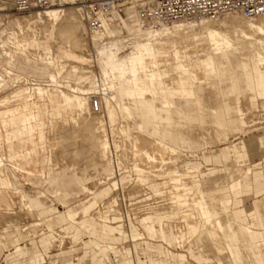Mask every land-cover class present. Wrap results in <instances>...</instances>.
Listing matches in <instances>:
<instances>
[{
    "label": "rangeland",
    "instance_id": "rangeland-1",
    "mask_svg": "<svg viewBox=\"0 0 264 264\" xmlns=\"http://www.w3.org/2000/svg\"><path fill=\"white\" fill-rule=\"evenodd\" d=\"M119 1L126 7L125 0ZM127 1V5L131 6V9L134 11L133 2L136 0ZM77 11L79 13V10ZM4 13L14 14L18 17L27 15V13L15 12L8 4L0 0V14ZM122 17L124 19L126 18L125 16ZM0 21H2L0 23V31L3 32L2 28L4 27L6 29L7 25L10 26V24L8 21L3 20L2 17ZM115 23L119 25L115 29L116 35L122 36L129 33L128 27L131 26V24L127 23V20L126 22L125 20L120 22L115 21ZM4 25H6V27ZM8 32L9 29H6L5 35H7ZM0 35H2V33ZM43 38H41L40 41H43ZM46 38H44L46 39L44 42L39 41L41 45H49L50 43L53 47V51L55 50L61 60L69 64L75 62L83 63L84 66L89 69L88 71L92 72L90 75L93 73H95V75L97 74L96 78L95 76H93V78L98 80L101 78L100 72L102 69L98 64L97 58L99 57L95 50L96 44H94L93 39L90 38L86 32V28L83 33V39L84 43H86V48L84 47L86 50H84V53L88 57L74 52L71 49L70 43L66 42L67 40L62 42L63 39H66L64 37L62 40L60 39L61 37L59 38L57 36L50 38L46 36ZM70 42L74 44V42ZM9 43H7V45H13ZM61 43H63V45H67L68 43L69 45L67 46L70 48L66 45L63 46ZM1 45L2 43L0 42V47ZM7 45H5L6 49L10 50L14 57L11 60H9L7 56L4 57V54H2L3 50L0 48V70H4V68L12 69V74H14L12 76L15 77L18 72L22 76L19 75V77L23 78L22 80L26 77L25 79H28V82L25 80L26 82L22 81L24 82H21L22 84L17 83L21 81V78L15 82V80L6 76L5 79L8 80V88L5 86L6 88L4 87V90L0 89V97L6 95L11 98V92L16 89L18 85L28 87L31 85L30 87H33L40 84L41 86L47 87L48 72L44 71L47 69H43L41 65L46 60L44 49L42 47L35 50L31 47L23 49L14 45L11 46V48L8 46V49ZM123 46L124 48L122 47L121 50H119L120 55L127 54V52L132 49L130 45L127 47H125L126 45ZM191 56L194 61L198 62L197 54L196 58L193 55ZM20 57L30 64V66L36 67L35 69L33 68L34 70H39L40 72L34 74L29 71L31 70L30 68L27 69L18 65L16 59H21ZM240 57L243 59V62H241L244 68L243 70H255L252 69V62L247 54H240ZM5 58H7L8 61H5ZM172 59L173 55L171 52H168V54L165 53L160 57V60L165 62V69L168 70L167 79L161 84L163 89L164 86H171V84L175 86L173 79L176 77V73L174 71L175 68ZM193 59H191V61ZM217 62L221 63L222 59H217ZM226 63L227 62H225V65ZM196 67H190V70L195 71L197 76L196 79L204 81V73L199 67ZM107 74L110 75V71H108ZM102 78H105V76H102ZM37 80L40 82L43 81L38 84L36 83ZM62 81L60 87L64 90L69 88L70 83L72 84L70 80L66 81V79H64ZM141 81L142 82L137 84L140 90H142V84H147L145 76L141 77ZM209 82H211L210 86L208 84L206 85V83L198 82L193 86L196 92V102L194 100H175V104L172 108L161 109L159 106L160 100L157 99L155 103L150 106L154 111L157 110L156 112H158V110H160L164 115L158 118L155 117L164 133L163 138L165 141L163 140V142L170 148L175 149L179 155L178 157L181 155L178 162L173 164L172 162L169 163V165L172 164L171 169L183 170L187 167L192 169L198 168L199 176L202 180L199 191L205 195L208 206L212 200H216V196L226 195L234 199V203H229L232 207L239 206L248 210L252 207V202L255 199L252 168L261 169L264 177V145H260L257 142V136L264 133V97H259L256 90L246 87L241 70H219L217 75L209 78ZM118 85L119 84H117L118 88L124 89V85ZM133 85H135V83ZM129 86L130 84L125 81V88ZM181 86L183 88L184 86L189 87L191 85L187 83ZM209 90L217 92L225 99L229 109L228 112L224 111V106L221 102H204L198 100L201 98L200 95L202 93ZM156 91L158 92L159 90ZM176 91L180 92V89L176 88ZM147 94L150 95L149 92ZM183 94L189 97V93L183 91ZM134 96L137 101L142 100L138 95ZM161 96L163 99L165 98L163 93ZM175 97L178 96L175 95ZM59 123L56 125L58 126L57 130L53 131L47 122V116L44 114L43 131L46 136L44 142V146L46 143L45 150L40 151L38 156L33 157V162L25 166L26 170H31L34 174H36V169L43 168L46 174V180L48 179L47 183L44 184L43 180L39 177L34 180H29L26 177L27 174L25 170L22 172L18 171L20 177L17 187L21 189L23 198L27 199L33 208V211H31L32 213L26 206H23L24 202L20 194L14 191V189L9 188L6 190L0 188V264H98L99 258L109 251L108 246L111 243H115L116 238H119V241L115 244L118 248H129V253L133 256L134 261H142L143 264H147L144 259H147L149 256L153 258L161 256L164 259V262L162 261L163 259L160 260L161 264H199L191 259L190 261H186L188 258L185 257V261L175 260L177 253H183L184 251L191 252L193 249L197 250L199 248L202 252L207 254L210 259L203 264H233L225 249L217 255L213 247L209 245V241L205 238L206 234L201 232V234L196 235V233H194L201 228L200 220L196 223L198 229L195 228L197 225L194 227V230H196H193V237H191L190 240L186 239L183 231V222L179 214L187 209H193L195 211L196 208L192 203H188L186 206H176L178 203L170 196V186L168 184H161L163 179L152 176L153 173L150 174L152 170L149 168L147 169V167L154 170L157 169L160 164L159 162L162 161L161 159L154 158L158 165L155 164L153 159H150L152 160L151 162L154 161L152 167L149 159V161L143 159V154H139L140 156L138 155L141 161L140 158L138 159L137 155L134 156L136 159L133 161L134 154H131L132 151L130 152V148L124 147V137L116 130L115 133H113L114 135H112L113 139L123 145V150H121V147V149H118V153L113 151L115 162L109 166V168L105 169L102 167L103 163L90 160V155L86 156L88 155L86 151L91 154V152L88 151L89 146L87 148V145H85L90 144L91 141L86 137L82 136L83 138L77 141V146L75 145L74 147L77 148L76 150L78 151L75 153V149H73L74 147L72 146L73 144H71L72 140H70V145L67 144L69 142L64 146L62 145L63 148L61 144L56 148H52L49 143L51 139L61 134H63L61 136H67V133H69L67 137L73 136L75 132H73L71 128L76 131L72 123L67 124L66 127L64 125L66 130L62 129L63 125ZM131 123L135 125L134 120H131ZM172 125L177 127L178 130H171L170 127ZM59 129L65 131L61 132ZM139 134L140 136H138ZM135 135L138 136L139 140V138L141 139L145 134L141 136V133L136 132ZM145 136L142 140L146 142L148 140ZM148 137L154 142L160 141L156 136L148 135ZM142 140H140L141 143L138 142V145L140 144V147L144 145V148L146 146L145 149L143 148L144 150L151 149L152 146L150 147V145L154 142L151 141V143L149 139L148 144H151L149 148H147L148 144H145L144 141L142 144ZM131 141H133V139ZM84 142L86 143L84 144ZM242 142L246 143L248 152L242 151L243 156L241 158H236L235 153L239 150ZM4 147L5 145L2 144L3 149ZM68 150L74 155H71ZM66 153L70 154V156ZM168 153H170V151H168ZM168 153L165 156L168 157ZM63 154H65V156ZM121 156L122 161L120 160L119 163H117V157ZM8 161L9 160H5V165L11 169L12 163ZM142 161L143 163H149V165L143 164L141 166H145L146 169H144L147 171L150 170V173H148L149 175L146 173L147 176L139 177L135 172L137 170H135V166L137 165L136 162H138L137 168H139ZM157 161L159 162L157 163ZM164 162L170 161L167 159L166 161L164 160ZM161 163H163V161ZM167 165L166 163L165 167ZM141 166L140 169H142ZM52 167L57 171L51 178L48 176L49 173L47 174V172ZM161 167L164 166H160V168ZM237 167L239 172L236 171ZM210 168H215V171L214 169L209 170ZM145 170H143L144 173ZM107 173L108 175H106ZM73 174L76 175L79 182L84 186L83 190L74 193L75 198L73 202L71 199L62 200L61 195L53 196L54 193L56 194L55 188L59 190L60 188L62 189V181H65ZM187 175L188 174H186L184 178ZM187 178L188 176L185 180H187ZM225 181L227 184L229 183V185L239 182L242 185L241 189L243 191L246 190V192L235 194L230 188H226L223 185ZM198 185L200 186V183H198ZM40 193H42L43 196H39ZM95 198H97L96 203L88 210L82 209L79 211L73 209L78 203L81 205H88V203ZM254 205L257 208V204L254 203ZM108 206L115 209V211L111 212L112 217H116L114 222L100 218L101 214ZM259 206L261 212L264 213V203L259 204ZM148 214L153 217L155 228L158 229L160 224H163L166 239L161 237L151 238L147 234V228L141 219L144 215ZM226 217L228 216H225L226 224L232 227V225H234L232 224L233 220L228 217V219L231 220L230 222ZM47 218H50V220ZM211 221H215L213 217ZM204 226L207 225L205 224ZM2 227L6 228V230L1 233ZM207 228L209 229L208 226ZM215 230L214 232H217ZM218 231L217 233H214L213 230L212 232L210 231L214 233L213 235H211L210 232L209 234L207 233L208 237L210 236L212 238L214 235L216 238V235L219 233V237L217 236L218 238H214L216 241L214 239L213 241L212 238L209 237L211 242L217 245L216 247L218 249H221L222 245L225 243L229 251H231V248L228 244H231L233 249L240 245L241 235L230 234L229 236H222L220 232L223 231V228ZM259 239L262 240L261 243H264V236H260ZM221 240L222 242H220ZM196 243L205 244V246H196ZM111 252L114 264H124V259L127 255L123 250L115 249ZM231 255L234 256L232 253ZM217 256L221 258V262L218 261L216 258ZM238 256L239 255H235L233 257V262L239 260ZM246 262V260L243 261L244 264Z\"/></svg>",
    "mask_w": 264,
    "mask_h": 264
},
{
    "label": "bare ground",
    "instance_id": "bare-ground-1",
    "mask_svg": "<svg viewBox=\"0 0 264 264\" xmlns=\"http://www.w3.org/2000/svg\"><path fill=\"white\" fill-rule=\"evenodd\" d=\"M127 3L128 1L125 0L126 7L124 5V14L122 15L115 13L112 17H110L109 20L106 21L102 30L91 33L87 32L86 30L90 38L93 39L94 44H96L95 50L99 57L97 58L98 64L102 69L101 72L99 71L101 76L99 80L95 79L97 74L95 75V73H93L90 75L92 72H89V69H87L83 63L75 62L69 64L58 57L55 50L53 51V47L50 43L49 45H41L40 43L42 41H40V39L43 37L46 38V36L49 38L55 36L59 38L61 37V40L64 37L66 39H63L62 42L67 40L66 42L70 43L71 49L74 52L88 57L84 53V50H86V43H84L83 39V33L86 26L80 13L79 5L75 4L73 0H61L60 3L50 8L26 12L27 15H23L21 17L9 13L0 14V18L2 17L3 20L8 21L10 24V26L7 25L6 28L9 29L7 35H5L6 29L4 27L2 28L3 32L0 31V34L2 33V35H0V42L2 43L0 48L3 50L2 54H4V57L7 56L9 60L13 59L14 57L11 51L7 50L5 47V45H7L9 42V44H13L16 47H21L23 49L31 47L35 50L42 47L46 55V60L41 65L43 69H47L44 71L48 72L47 87L41 86L39 84L40 81L38 80L36 83L39 85L37 86L30 87L31 85H29L28 87L18 85V87L11 92V97H21L32 92L39 98H45L49 104H51V110L49 111V121L50 128L53 131L57 130L58 126L56 125L59 122V124L63 125L62 129L66 130L65 127L69 123H72L76 128V131L71 128L72 131L75 132L73 136L67 137L69 136V133L66 132L67 136H61L63 135L61 134L51 139L49 142L51 147L56 148L60 144L62 147V145L64 146L67 142H69L67 144L70 145V140H72L71 144H73L72 146L74 147L75 145L77 146V141L80 138L82 139L83 137H86L91 141H89L90 144H85L86 142H84V144L87 145V148L89 146L88 151L91 152V154H89V152L86 151V153H88L86 156L90 155V160L103 163L102 167L105 169L109 168V166L115 162L113 151L118 153V149H121V147V150H123V145L125 148H130V152L132 151L131 154H134L133 157L136 155L138 157L139 154H143V159L154 160V158H159L163 161V163H167L168 165L171 162L173 164L180 160L181 155L178 157L179 155L175 149L167 146L161 139L160 141L154 142L150 137H148V134L144 132L142 127L136 123L137 103L134 100L135 88L133 84H139V82H142L141 77L145 76V81L147 84H142V91L150 93V95L148 94L147 96L150 104H154L157 99L160 100L159 104H164L166 101V98L163 99L161 96V94L165 91L161 84L165 82L167 79L166 76L168 75V70L165 69V62L163 61V63L160 60V57L163 54H168V52H171L173 55L172 63L176 69H174L176 77L173 79L175 86L171 84V87L179 88L182 94L183 91L189 93V97H194L195 87L193 86H195L197 82L206 83V85L208 84L210 86L211 82H209V78L216 75V70H243L244 68L241 63L243 62V59L240 57V54H247L250 61L252 62V69L264 70V15L248 18L245 17L240 11H232L217 17L199 16L183 18L168 24H164L158 28H152L142 24L137 19L135 10L133 11L131 6L127 5ZM77 10H79L80 15ZM122 16H125L126 18L124 19ZM122 20H125V22L127 20V23L131 24V26L128 27V34L125 35L123 33L124 35L118 36L115 34V29L119 25L118 23H115V21L120 22ZM1 22L2 21H0V23ZM4 26L6 27V25ZM44 38L42 42L47 39ZM70 41L74 42V44H71ZM61 44L63 45V43ZM13 45H7V48L8 46L11 48ZM67 45L69 44L67 43ZM123 45H126L125 47L130 45L132 49H130L131 51L129 50L127 54L120 55L119 50H121L122 47L124 48ZM196 54L198 57V62L194 61L193 57L191 56L193 55L196 58ZM7 58H5V61ZM219 58L222 59L221 63L217 62V59ZM191 59L193 60L191 61ZM16 61L21 67L27 69L30 68V71L33 73L40 72L39 70H34L36 67L34 68L30 66V64L25 62V60L22 58H17ZM225 62H227L226 65ZM196 66L199 67L204 73V81L196 79L197 76L195 71L190 70V67ZM108 71H110V75L107 74ZM12 73V69L4 68V70H0V89L8 86V80L5 79L6 76L15 80V82L20 80L22 77L21 74L17 72L15 77H18L19 79H16L14 76H12L14 75ZM19 75L21 77H19ZM93 76H95V78H93ZM102 76H105V78H102ZM25 78L24 80L21 78V81L17 83L25 81ZM64 79H66V81H72V84L70 83L67 90H64L62 87H60V83L63 82L62 80ZM26 81L28 82V79ZM125 81L126 83L130 84V86L127 88H125ZM187 83H190L191 86H184L182 88L181 85ZM117 84H119L118 86L124 85V89L118 88ZM156 90L159 91L157 92ZM52 94L54 97H52ZM92 96H95L98 100V110H95L93 107ZM7 98H9V96L4 95L0 97V103L5 102ZM10 119L14 123V129L11 133H8V138L13 144L16 152L20 153L23 146V141L18 140L17 136L18 133L24 132L25 128L23 126H17V124L23 123L26 118L22 112L17 111L11 116ZM131 120L135 121V125H132ZM62 129L59 130H61V132L65 131ZM116 130L124 137L123 142H125V144L123 143V145H121L119 142H116L113 139L112 135H114L113 133H115ZM136 132L141 133V136L142 134L147 135H144L147 137V140L149 141L150 139V142L152 141L154 143L151 144L152 142H149L151 144L150 145L148 144V141L145 142V140H142L144 136L138 140V136H140V134L136 136ZM45 139L46 136L44 138V142ZM132 139L133 141H131ZM140 140H142V144L143 141L145 144H148L147 148H149V145L150 147L152 146L151 149L144 150L146 148V146L145 148L143 147L144 145H142L141 148L139 146L140 144L138 145V142L141 143ZM73 149H75L74 153L78 151L75 147ZM168 151H170V153H168ZM167 153L169 154L168 157L165 156ZM70 154L68 155L70 156ZM63 155L65 156V154ZM121 158L122 156L117 157V163H119ZM139 158L140 157H138V159ZM134 159L136 158L134 157L133 161ZM167 159L170 162H164V160L166 161ZM5 160H9L8 156L5 153L0 152V188L6 190L9 188L14 189V191L20 194V197L24 202V205H22L24 207L26 206L30 212L33 211V208L27 199L23 198L21 189L17 187L19 185L18 179L20 174L18 171H20V167L9 160L13 167L10 169L5 165ZM143 161L140 163L139 168H137L139 163L136 162L137 165L135 166V170H137L135 172L137 176L144 177L149 175L148 173L150 172V174L153 173L152 176H157L163 179L161 184H168L170 186V196L174 201H176V203H178L176 206H186L188 203H192L195 206V211L193 209H187L179 214L181 215L180 218L183 222V228L187 240H190L191 237H193L192 234L197 233L198 230L195 229V231L194 227L197 225L196 223L198 220H200L201 226L204 228L206 227V232L208 230L211 232L213 230L214 232L215 229H217L215 231L219 232L218 230L222 228V224L219 220L211 221V213L207 207L203 193L199 191L202 180L199 176L198 168L192 169L187 167L183 170H172V164L165 167V164L161 163L162 161H157V163L159 162L162 165L159 164V167H157L155 170L147 167V169L149 168L152 170H149V172L145 170V166H141L143 164L149 165V163H143ZM151 161L152 160H150V165L152 167V164H154L155 160L153 162ZM140 166L143 170H145V173L142 169H140ZM160 166L164 167L160 168ZM186 174H188L187 180H185L187 176L184 178ZM106 175H108V173ZM41 179L43 180L44 184L47 183L48 179L46 180L45 175L42 176ZM198 183H200V186ZM193 185L194 187L197 185L196 188L199 186V189H194ZM83 189L84 186L81 182H79L76 175L73 174L65 181H62V189L60 188L59 190L55 188L56 194L54 193L53 196L61 195L62 200L71 199L73 202L75 198L74 193ZM39 196H43V194L40 193ZM96 201L97 198L90 201L88 205H81L78 203L73 209L79 211L82 209L88 210L96 203ZM113 211H115V209L111 206H108L107 209L103 211L100 218L114 222L116 217H112L111 212ZM228 217L226 218L228 219ZM47 219L50 220V218ZM220 220L222 221L223 218ZM228 220L231 222L230 219ZM205 224L209 227V229L207 226H204ZM195 228L198 229V225ZM4 230H6V228L2 227L1 233ZM210 231L207 233L209 234ZM211 232V235L217 233ZM218 235L219 233L216 235V238L219 237ZM214 238L215 235L212 240ZM118 241L119 238H116V242L111 243L108 246L109 251L99 258L98 264H114L111 251L115 249L123 250V252L127 255L125 256L124 264H135L133 256L129 253L130 249L125 247L118 248V246L115 245ZM220 242H222V240ZM175 260L185 261L183 255H176ZM162 261L164 262V259Z\"/></svg>",
    "mask_w": 264,
    "mask_h": 264
},
{
    "label": "crops",
    "instance_id": "crops-1",
    "mask_svg": "<svg viewBox=\"0 0 264 264\" xmlns=\"http://www.w3.org/2000/svg\"><path fill=\"white\" fill-rule=\"evenodd\" d=\"M30 71V70H29ZM32 72V71H30ZM242 75L244 77L245 85L249 89H254L257 91L259 97H264V70H241ZM33 73V72H32ZM219 73V70H216V75ZM38 74V73H34ZM48 75V74H47ZM48 78V76H47ZM135 87V95L141 97L142 100L135 102L136 106V123L142 127L144 132L150 136H156L162 141L165 139L164 133L162 132L161 127L158 124V121L155 119L161 116H164L160 110L158 112L154 111L150 104L147 96V92L140 90L137 84ZM195 89V88H194ZM163 96L166 98L164 104H159L160 108L169 109L172 108L175 104V100H194L196 102V92H194V97H188L182 94V92L176 91V88L171 86H164ZM195 91V90H194ZM178 96V97H175ZM52 97L54 95L52 94ZM201 98L198 100H202L204 102H221L223 104V108L225 112H228L229 109L227 107V102L222 98L217 92H213L211 90L206 91L200 95ZM207 100V101H206ZM0 152L5 153L8 156V159L18 165L20 167V171L25 170L26 177L29 180L36 179L37 177L41 178L46 175L42 169H36V174H34L31 170H26V165H29L33 162V157L38 156L40 151H44V138L45 134L43 131L44 124V114L47 116V122L50 126L49 121V111L51 110V104L45 98H39L37 95L31 93H27L21 97H9L5 102L0 103ZM149 106V107H148ZM20 111L25 116L26 120L23 123L17 124V126H23L25 131L22 133H18V140L23 141V146L21 148L20 153H17L13 144L9 141L8 133H11L14 129V123L11 121V116ZM239 111V110H238ZM171 130H178L177 127L173 125L170 127ZM257 142L260 145H264V133L262 135L257 136ZM2 144L5 145L4 149L2 148ZM242 151L248 152L247 145L245 142H242V145L239 147V150L235 153L236 158H241L243 156ZM36 167V166H34ZM252 168V167H251ZM215 168H210L209 170ZM242 170V168H241ZM56 169L51 168L47 174L49 173V177H53L56 174ZM236 171L239 172L238 167ZM252 180L254 184L253 192L255 194V199L252 202V207L246 210L243 207H232L231 204L234 203V199L226 195H218L216 196V200H212L209 203L206 201L207 207L211 213V216L214 220H219L222 224L223 231L220 232L222 236H229L230 234H238L241 235L240 247L237 248L232 247L231 244H228L231 248V251L228 250L227 244H223L221 249H218L213 242L209 239L206 229L201 226L199 231L196 233L206 234V239L209 241V245L213 247L216 251L217 255L222 250H226L230 257L231 262L234 264H244L243 261H247L245 264H264V243L259 239L260 236H264V213L261 212V208L259 204L264 203V177L261 169L252 168ZM226 181L223 185L226 188H230L235 194L244 193L246 190H242V185L239 182H235L234 184L226 185ZM204 198L205 195L203 194ZM260 196V197H257ZM231 203V204H229ZM257 204V208L254 205ZM225 216H229L234 224L232 227H229L224 221ZM223 218V222L220 220ZM147 228V234L151 237H161L166 239L164 234V226L160 224V227L155 228L153 217L148 214L144 215L141 219ZM163 228V229H162ZM205 229V230H204ZM184 231V228H183ZM185 235V231H184ZM186 236V235H185ZM259 239V240H258ZM135 240V239H134ZM196 246H205V244L196 243ZM231 253L235 255H239V260L233 262V257ZM177 255H183L186 261L194 260L199 264H203L209 261V257L207 254L201 251V249H193L190 251H184L183 253H177ZM206 257V258H205ZM199 258V259H198ZM205 258V259H204ZM219 262H221V258L219 256L216 257ZM161 256L153 258L148 257L146 260L147 264H161ZM135 264H143L142 261L135 262ZM192 264V263H191Z\"/></svg>",
    "mask_w": 264,
    "mask_h": 264
},
{
    "label": "built area",
    "instance_id": "built-area-1",
    "mask_svg": "<svg viewBox=\"0 0 264 264\" xmlns=\"http://www.w3.org/2000/svg\"><path fill=\"white\" fill-rule=\"evenodd\" d=\"M61 0H2L17 13L44 10ZM79 5L87 32L100 31L115 13L124 14L119 0H73ZM137 19L145 26L158 28L183 18L217 17L227 12L240 11L245 17L264 15V0H136L133 2ZM95 110L98 100L92 96Z\"/></svg>",
    "mask_w": 264,
    "mask_h": 264
}]
</instances>
